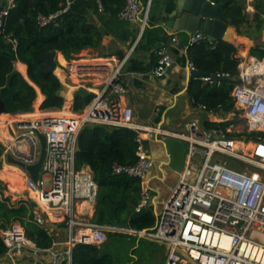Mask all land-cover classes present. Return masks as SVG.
Instances as JSON below:
<instances>
[{
  "label": "built area",
  "instance_id": "built-area-1",
  "mask_svg": "<svg viewBox=\"0 0 264 264\" xmlns=\"http://www.w3.org/2000/svg\"><path fill=\"white\" fill-rule=\"evenodd\" d=\"M96 1L104 11L102 0ZM73 3L74 0H61L55 12L38 15V24L48 26L69 13ZM14 5L9 0L0 11V29ZM150 7L151 0L145 6L142 0H126L120 16L136 21L143 11L144 30ZM207 39L198 30L189 34L188 44ZM177 40L176 36L172 38L173 42ZM12 42L16 45L17 40ZM156 54L157 64L152 72L162 77L172 67L174 58L166 45L158 47ZM262 60L256 56L241 59L239 77L231 92L233 110L224 112L221 104L212 108L204 103L196 104L199 112L212 115L208 120L230 122L225 126L206 128L199 118L188 120L181 130L137 122L133 107L125 101L128 88L119 68L84 110L72 115L49 111L43 117L29 119V124L25 123L27 120L18 123L22 132L13 135L7 149L25 165L35 164L41 155V140L36 130L46 136V158L37 182L27 170L19 169L33 201L43 208L42 212L36 210L37 221L44 224L47 220L43 213H46L69 229L66 244L70 260L77 244H103L108 231H127L165 245L168 250L165 264H264V70L259 69ZM188 68L190 72L199 70L191 60ZM216 74L230 76L226 72ZM193 79L211 85L221 83H215L211 76ZM240 119L245 120L246 129L241 132L245 133L231 135ZM88 124L137 132V161L112 165L115 174L139 180L141 199L136 210L143 206L150 208L156 196L150 180L156 160L145 135L162 142L173 137L186 143L184 169L178 172V182L158 212L155 226L136 229L107 225L78 215L79 203L97 202L99 195V185L90 166L77 167L79 136ZM3 158L6 159V150ZM1 237L7 246L1 257L9 260L5 264H17L19 255H35L45 250L36 247L21 224L2 229Z\"/></svg>",
  "mask_w": 264,
  "mask_h": 264
},
{
  "label": "trees",
  "instance_id": "trees-1",
  "mask_svg": "<svg viewBox=\"0 0 264 264\" xmlns=\"http://www.w3.org/2000/svg\"><path fill=\"white\" fill-rule=\"evenodd\" d=\"M14 6L10 8L5 21V27L0 29V98L3 99L9 113L27 112L35 103L37 90L33 84L21 73L15 74V62L22 61L28 65L30 80L39 86L48 97L44 100L42 108L62 109L65 97L62 94V82L54 72H47L45 63L40 56L60 51L67 60L78 58V54L85 48H97L102 45L103 32L91 23L82 14L69 12L59 17L48 26L38 24V15H49L60 7L61 0H13ZM148 0H142L146 5ZM224 2L222 19L230 25L237 27L239 34L260 37L264 30V0H256L253 19L247 11L248 0H213ZM9 0H3L5 6ZM126 0H102L104 11L119 14L124 8ZM158 0H151L149 17L157 7ZM154 17V16H153ZM245 26L247 29H243ZM160 28L146 25L142 35V47L148 48L160 40ZM167 37H162L166 39ZM17 40L16 45L12 42ZM164 43V42H163ZM164 45V44H162ZM264 44L258 43L251 48L250 54L260 59L264 58ZM188 54L199 70L208 73L226 72L231 77H239L238 65L242 59L238 55V47L233 42L211 41L209 39L188 44ZM237 81H223L219 85L202 83L192 79L189 94L194 104L204 103L209 108L219 104L224 112L234 109V100L231 95ZM90 97L75 96L73 110L80 112L90 103ZM66 113L65 107L58 111ZM206 128L219 125L225 126L230 122L217 123L206 119L202 115ZM245 133V132H244ZM241 132H232L231 135H242ZM137 132L128 128L111 127L107 125H85L82 129L79 142L81 150L77 153V167L90 166L99 185L97 199V212L103 214L102 219L109 215L107 199L118 204V218L121 211H126L132 204L126 222L136 229L151 228L155 226L157 217L150 210L138 219H130L136 211L141 197V186L138 179L113 172V163L133 164L137 161ZM4 150L0 147V169L3 167L2 155ZM0 183H3L0 179ZM120 196L115 199V195ZM0 190V258L5 254L7 246L2 237L1 230L12 226L16 221L24 227L27 237L40 249L53 247L56 232L50 228L47 221L41 224L36 219L37 203L31 199H21L13 202L9 197H3ZM47 220L48 215L43 213ZM111 221V219H110ZM123 234L110 232L109 236ZM73 261L75 264H115L110 253L102 251L96 244H77L74 248ZM1 264V263H0ZM64 264V263H63Z\"/></svg>",
  "mask_w": 264,
  "mask_h": 264
},
{
  "label": "crops",
  "instance_id": "crops-1",
  "mask_svg": "<svg viewBox=\"0 0 264 264\" xmlns=\"http://www.w3.org/2000/svg\"><path fill=\"white\" fill-rule=\"evenodd\" d=\"M255 3L256 0H248L247 2V11L251 15V19H253V14L255 12ZM4 6L3 0H0V8ZM143 6H145L144 3ZM176 7L177 0H158L157 7L152 12L153 15L149 17L146 25L160 28L161 31L159 36L161 39L156 41L155 44L150 45L148 48H143V11L140 13L136 21H130L122 18L120 13L114 14L107 11H101L96 0H74L70 12L86 16L91 23L103 32L104 37L101 46L97 48L89 47L83 49L78 54L77 59L69 61L65 58L62 52L57 51L55 53L58 67L54 73L66 87L65 90L62 91V94L65 99H69V101L65 100V103L69 102V107H73L71 104H74L75 101L74 92L79 88H85L88 91V97L92 100L104 87V85L108 83L114 71L119 68L121 78L126 83L128 88L125 101L133 107L134 117L137 122L149 125L162 124L169 129L181 130L183 129L185 122L190 119L199 118L203 120L202 115L205 114V112H199L195 108L196 104L193 103L189 94V86L191 80L193 79L188 68L190 58L187 48L190 33L185 30L175 28V21H177L178 16L174 15L173 12ZM233 27L236 31L235 35H238L241 45L239 46L235 42L233 43L238 47V55L242 58L253 56L250 54L251 48L258 43L264 44V42H259L260 38L264 39V30L262 35L258 38L255 36L250 37L246 34H239L237 27ZM242 28L244 30L247 29L245 26ZM163 36L167 37L166 39H163L164 41H162ZM174 36L178 38L176 42L172 41ZM162 44L167 46L169 53L174 58V63L164 76L159 77L153 74L152 71L157 64L156 50ZM259 64H264V60H262ZM20 65L25 66V73L19 69ZM15 67L29 80L31 84L35 86L38 97V90L40 93L41 91L39 87L30 80L28 76V65L17 60L15 62ZM71 111L73 113L77 112L74 110ZM53 113L59 112L56 110L53 111ZM11 115L15 116L16 114ZM205 115L206 119L213 118L212 115ZM29 119L31 118L16 119L12 123H8V121H5L3 124L0 123L1 132H5L4 127H7L9 132V137H6L7 139L5 140L6 147L11 144V139L14 134L22 132V129L18 127V123ZM145 138L146 144L147 146L149 145L148 148L156 160V165L150 172V180L156 196L151 202L149 209L152 210L157 217L164 201L169 197L178 180L171 188L168 196L161 200L163 195L160 194L161 191L156 184H162L166 181L165 175H162L161 172L165 169L167 151L165 149L164 152L166 158L156 157L153 145L157 144L164 146L163 142L148 138L146 135ZM4 168L0 171V179L7 181L11 190L19 192V188L16 187L13 177H11V180L9 178L10 176H8L9 174H14H11V171L10 173L8 172L4 175ZM140 199L141 197L139 198V203ZM77 213L83 219L96 221L98 215L97 202L83 201L79 203L77 205ZM49 217L51 218L49 220H53L52 215ZM49 220L47 218V222ZM58 223L61 226H64V223ZM104 224L112 225V223ZM120 226L125 227L123 224ZM126 227H128V225ZM110 232L122 233L127 231H108L107 240L110 238ZM64 241L65 234L63 232H56L53 247L40 250L35 255L32 253L23 256L19 255V259L16 260V262L17 264L20 263L19 261H25V263L27 262L28 264H30L28 261H31V264H42L44 262L48 264H75L73 257L72 260L68 257L69 247L67 244H64ZM150 241L157 242L154 240ZM104 244L105 243L96 245L102 247L103 252L109 253L105 250V248H103ZM167 251L168 250L166 248V257ZM0 263H9V260L6 257H3L0 259ZM115 264H131V260L120 261V258H116Z\"/></svg>",
  "mask_w": 264,
  "mask_h": 264
},
{
  "label": "water",
  "instance_id": "water-1",
  "mask_svg": "<svg viewBox=\"0 0 264 264\" xmlns=\"http://www.w3.org/2000/svg\"><path fill=\"white\" fill-rule=\"evenodd\" d=\"M225 4L224 2H215L213 0H177V7L174 10V15L178 16L177 21H175L176 29H182L189 33H194L198 30L203 31L211 41H226V42H234L233 33L234 27L230 25L228 22L222 19V12ZM3 7L0 8V11ZM6 21V20H5ZM5 27V22L1 27L3 30ZM172 27V26H171ZM40 59L46 65L47 72H55L58 67V62L56 59V55L54 52H48L40 56ZM19 70L15 68L13 74L18 72ZM190 75L192 78L198 76H211L215 83L228 81L235 82L237 81L236 77H231L229 75H218L216 73H208L202 70L191 71ZM39 87V86H38ZM64 84L62 83V89L64 90ZM41 93L44 95V100L48 97L44 94L39 87ZM81 95L82 97L88 96V91L85 88H79L74 92V96ZM37 100V98H36ZM35 100V102H36ZM36 109L35 103L30 107L28 112H33ZM9 113L5 102L2 98H0V114ZM31 121L27 120L25 123L29 124ZM41 140V155L39 160L32 165H25L20 160L16 159L11 152L8 151L6 145L0 143V147L3 150H6V162L18 166L20 169L27 170L31 179L37 182L40 172L42 171L45 158H46V136L44 133L36 130ZM164 147L168 154V163L169 166L176 172H181L184 169L185 165V155L187 150V145L184 141L168 137L163 141ZM81 150L80 142L78 143L77 151ZM7 189L4 183H0V190L5 191ZM107 203L109 206V215L111 219V223L115 226H120L121 221L118 218V204L113 202L111 199H107ZM150 211L149 207L143 206L141 209L134 211L130 219H138L144 216L146 213ZM103 214L98 212L96 222H102ZM16 224H20L19 221L15 222ZM48 225L58 233L65 234V241L69 238V229L66 226H61L57 221L49 220Z\"/></svg>",
  "mask_w": 264,
  "mask_h": 264
},
{
  "label": "rangeland",
  "instance_id": "rangeland-1",
  "mask_svg": "<svg viewBox=\"0 0 264 264\" xmlns=\"http://www.w3.org/2000/svg\"><path fill=\"white\" fill-rule=\"evenodd\" d=\"M236 31L234 30L233 33V41L238 44L239 46L241 45L239 42V38L238 35L236 36ZM259 42H264L263 38H260ZM66 87H64L65 90ZM40 94L39 90H38V95ZM67 101H69V99H66ZM66 101V102H67ZM73 101V100H72ZM44 102V95H43V100L41 102H35L36 105V109L39 112H41V115L43 117V115L49 114L48 112L51 111H61L64 109V107L68 106V108H70V110H73V108L69 107V102L65 103L62 109H54V108H50V109H46V108H42V104ZM74 105V104H71ZM38 106V108H37ZM37 111V112H38ZM35 111L33 112H23V113H16V117H12L14 118V120L16 119H23V118H31L32 116H35ZM25 114V115H24ZM8 115H3L0 114V119L4 118ZM9 118V117H8ZM12 118H9V121L12 120L14 121ZM5 118L3 120L0 121L1 124L5 123ZM17 120V121H18ZM237 125L235 126V130L237 131H244L246 129L245 127V120L240 119L237 122ZM4 131L5 132H1L0 130V143H3L4 145L5 140L7 139L6 137H9V132L7 127H4ZM6 135V136H5ZM4 139V140H3ZM154 146V151L156 153V157L159 158H166L165 155V148L163 145H153ZM149 147V145H148ZM4 154V153H3ZM2 159H3V167L1 169H3L6 165H11V166H15L17 168H19L16 165L7 163L5 161V159L3 158L2 155ZM0 169V171H1ZM1 173V172H0ZM162 175H165L166 177V181L162 184H156L157 187L159 188V190L161 191L160 194H162V198L161 200H163L165 197L168 196L171 188L173 187V185L176 183V181L179 178V173L174 171L169 164H165V169L163 172H161ZM13 176V180L14 183L16 184V187L19 188V192L17 191H13L10 189L7 181L2 180V182L7 185V189L5 191H3V197L7 196L9 197V199L13 202H17L21 199H32L33 194L31 192H29V190L26 187V181L25 179L23 180V182L18 183L15 181L14 177L16 178L15 175H11ZM48 180H46V185H48ZM10 189V190H9ZM12 191V192H11ZM120 196L115 195V199H119ZM43 209V208H42ZM42 209L39 207V205L36 207V210L42 212ZM133 209L132 204L127 206L126 211H121L120 213V218L122 219L121 224H123V226H129V222H126L127 216L129 214V212ZM51 219L48 215V220ZM102 222L104 223H111L108 215H106L103 219ZM125 224V225H124ZM123 234H117V235H111L109 240H107L105 242V244L103 245V248H105V250L107 252H109L113 257H115V259H119L120 261L123 260H127L129 261V259L131 260V264H165V260H166V248L165 246L157 243V242H153L150 241L144 237L138 236V235H134V234H128V232H122ZM133 252V253H132ZM19 264H28L27 262L25 263L22 261H19ZM22 262V263H21ZM31 264V261H28ZM129 263V262H128Z\"/></svg>",
  "mask_w": 264,
  "mask_h": 264
},
{
  "label": "bare ground",
  "instance_id": "bare-ground-1",
  "mask_svg": "<svg viewBox=\"0 0 264 264\" xmlns=\"http://www.w3.org/2000/svg\"><path fill=\"white\" fill-rule=\"evenodd\" d=\"M19 69L23 72V73H25V71H26V69H25V66L24 65H20L19 66ZM259 69H260V71H263V69H264V64H259ZM56 71V70H55ZM72 97V96H71ZM43 100V94L42 93H40L39 95H38V97H37V102H41ZM37 108H38V106H37ZM73 108V107H72ZM39 110V109H38ZM38 110H35V116H32L31 117V119H35V118H40V117H42V116H40L41 115V112H39ZM38 111V112H37ZM65 111H66V113H69V112H71V110H70V108H68V106H66L65 107ZM53 114H61V113H53ZM3 115H8V116H6V117H4L5 118V120L4 121H8V123H12L13 121L12 120H10L9 121V118H12V117H16V116H14V115H11V114H9V113H4ZM47 115V114H46ZM44 116V115H43ZM9 117V118H8ZM4 118H1L0 119V121L1 120H3ZM13 120H14V118H12ZM15 121V120H14ZM1 126H3V125H1ZM4 140V139H3ZM13 173H12V172ZM4 175L6 174V173H10L11 172V174H14L15 176H16V178L14 177V179H15V181L17 182V184L18 183H20L21 184V182H23V180H24V178L22 177V174H21V171L19 170V168H17V167H15V166H5V168H4ZM7 176V175H6ZM5 176V177H6ZM8 176H10L9 178L11 179V177H13V176H11L10 174L8 175ZM12 180V179H11ZM12 184V183H11ZM15 188V187H14ZM17 189V188H16ZM84 204V203H83ZM83 206V205H82ZM53 219V218H52Z\"/></svg>",
  "mask_w": 264,
  "mask_h": 264
}]
</instances>
